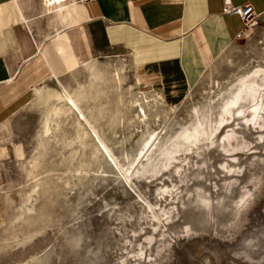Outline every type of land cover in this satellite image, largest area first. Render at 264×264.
Listing matches in <instances>:
<instances>
[{"label": "rangeland", "instance_id": "374dc122", "mask_svg": "<svg viewBox=\"0 0 264 264\" xmlns=\"http://www.w3.org/2000/svg\"><path fill=\"white\" fill-rule=\"evenodd\" d=\"M260 67L264 14L176 96L170 113L164 97L159 115L150 112L149 126L159 127L163 141L191 123L194 107L208 110L215 125L238 79ZM116 69L126 78L121 90L94 88L95 71ZM54 79L43 83L57 92L64 86L89 92L80 105L120 167L93 136H76L74 115H46L32 93L0 123V264H264V125L239 127L237 118L218 137L224 149L213 144L182 151L170 167L158 166L157 158L147 164L144 157L141 164L144 127L133 120L136 110L124 89L164 93L136 84L124 50L109 49Z\"/></svg>", "mask_w": 264, "mask_h": 264}, {"label": "crops", "instance_id": "0c3cea01", "mask_svg": "<svg viewBox=\"0 0 264 264\" xmlns=\"http://www.w3.org/2000/svg\"><path fill=\"white\" fill-rule=\"evenodd\" d=\"M228 1L250 3L256 14H264V0ZM71 5V17L59 22L42 11L41 0H0V123L28 104L33 88L52 75L44 49L54 39L66 44L61 58L73 56L79 64L109 49L124 50L137 85L175 97L243 30L238 15L224 10V0H74ZM2 216L0 201V221Z\"/></svg>", "mask_w": 264, "mask_h": 264}, {"label": "bare ground", "instance_id": "6f19581e", "mask_svg": "<svg viewBox=\"0 0 264 264\" xmlns=\"http://www.w3.org/2000/svg\"><path fill=\"white\" fill-rule=\"evenodd\" d=\"M73 1L74 0H41L42 11L45 13H48L50 18L52 17L56 18L60 22L66 16L68 18L71 17V14L73 12V6L71 5V3H73ZM56 38L61 39L60 35H58ZM55 40L56 39L52 40L49 46H47L44 49V53L46 54V56H48V58L51 61L52 75L51 74L50 75L56 78L58 80L57 82H59L58 77L61 73L72 72L73 70L77 69V67L81 66L82 64H79L77 59L73 56L69 57L65 54L61 58V54L66 48V44L55 43ZM65 40L67 42V38ZM56 57L59 58V61H57ZM60 60H61L62 65L59 64ZM88 62L89 61L84 62L83 65H87ZM89 65L90 64H88V66ZM91 66L93 67V64H91ZM93 76L96 82V85L94 86L95 89H99L100 87H97V86L99 84H102L103 86L105 85L108 88L121 90L122 83L126 79L125 74L117 69L114 71L113 74H109V75H106L100 71H95ZM64 87H62V90H60L61 92L60 91L57 92V90L56 91L54 90L55 88L51 89L52 87L50 88L46 86V84L44 85V83L42 82L40 85L33 88V97L36 101H38L39 103H41L43 106L46 107L45 109L46 115H50V114H52L53 116H58L60 114L74 115L75 124L77 128L76 136H79V137L93 136V138L96 140L98 144L97 147H100L107 154V156L111 159V161H113L116 164L115 166L118 165V167H120L119 164L114 159L113 155L111 154L108 146L106 145L104 140L101 138V136H104L103 132H101L100 130L96 128V126L92 123L90 119V115H87L84 109L82 108V106L80 105L81 102L83 103V101L88 99L89 92L81 88L75 89L72 92H70L68 89H65ZM124 92H127L130 94V98L128 99L127 103L131 107H134L136 110L133 120L136 123H139L141 127L142 125L144 127V129L142 128L141 133H140V136H144V138L142 139L140 146L138 148L137 155L140 156V158H138L139 159L138 162H141L142 159L146 157L144 162L147 164H151L152 161L155 158H157V165L162 168L166 166L170 167L171 165L177 164L179 161L178 154L182 151L187 152V153L189 152L196 153V150L200 149L202 146H208V145H213V144L218 145V137L221 136L224 128L231 124L229 122L235 121L237 118L239 119L241 118V120H243V122L242 121H238L237 123L235 122V124L239 127H245V125H247V129H248L250 125H253L254 127H260L264 125V121H263L264 120V69H262L261 67L253 71L251 74L245 75L238 79L237 84L235 86V90L232 91L231 95L224 103L222 102V104L219 107V110L217 109L218 110V117H217L218 121L215 125L212 126L213 121L211 120L212 117H210V113L208 112V110L207 111L200 110V108L197 109L196 107H194L192 110L191 123L188 126H183L179 132H175L172 135H169L170 137L165 138L163 141H160L159 139V135H160V131H158L159 127L151 128L149 126L150 124L149 118L151 115L150 112L155 111L154 117L156 118L159 115V113H157V110L160 109L161 105L166 104L164 103V97L167 98V101H166L167 103L174 102L175 99H177L178 97L169 96V93H167L168 95L166 97L165 95L163 96L160 92H153V91L150 92L149 90L144 91V90L138 89L137 91L133 92L131 85L127 86V88L124 89ZM118 98H119L120 104L121 102L122 103L124 102L122 96ZM57 99L62 100V105L54 106L51 104L53 100H57ZM166 106H169L167 108L168 109L167 112H169L174 109L173 107L175 105L173 103L172 104L168 103L166 104ZM103 113H105V111ZM114 121H116V119ZM53 124H55V122ZM233 124L234 122L232 123V125ZM232 125H231V128L228 130V132H233L234 128ZM56 126H59V125H56ZM48 127L46 128V130H48ZM56 131L57 130H55V132ZM51 132L53 135V131ZM50 138H51V134H50ZM218 146L224 149L223 144L218 145ZM144 162H141V164H144ZM129 177H130V174H127L125 172V178L130 179ZM197 201L198 200H196L195 202ZM195 202H194V204H196L195 207H197V203ZM200 203L201 202H199L198 204ZM201 205L202 203L199 206L201 207Z\"/></svg>", "mask_w": 264, "mask_h": 264}, {"label": "built area", "instance_id": "2783aa9c", "mask_svg": "<svg viewBox=\"0 0 264 264\" xmlns=\"http://www.w3.org/2000/svg\"><path fill=\"white\" fill-rule=\"evenodd\" d=\"M86 1V0H84ZM90 1V0H88ZM225 11L228 13H235L238 15L240 20L243 23L242 33L246 31L247 28L250 27L253 20L257 17L258 14L255 13L253 6L250 3H245L241 6H232L230 5L228 0H224Z\"/></svg>", "mask_w": 264, "mask_h": 264}]
</instances>
